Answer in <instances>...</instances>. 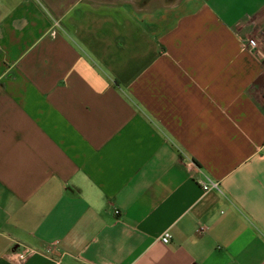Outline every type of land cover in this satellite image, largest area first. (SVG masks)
Listing matches in <instances>:
<instances>
[{
	"label": "crops",
	"instance_id": "1",
	"mask_svg": "<svg viewBox=\"0 0 264 264\" xmlns=\"http://www.w3.org/2000/svg\"><path fill=\"white\" fill-rule=\"evenodd\" d=\"M6 6L0 264H264V0Z\"/></svg>",
	"mask_w": 264,
	"mask_h": 264
},
{
	"label": "built area",
	"instance_id": "2",
	"mask_svg": "<svg viewBox=\"0 0 264 264\" xmlns=\"http://www.w3.org/2000/svg\"><path fill=\"white\" fill-rule=\"evenodd\" d=\"M53 26H58L56 22H53ZM256 42L253 39H249L247 41L246 49L253 53L256 49ZM198 184L200 185L201 189L203 191H208L210 189H216L218 190V184L216 182H213L209 180L208 178L200 179L198 180ZM170 240V234L168 232H165L161 235L160 241L164 244H167ZM56 246L51 245L46 252H40L38 250H35L33 248H30L28 246H23L22 249L15 253L13 252V255L17 258L18 261H24L28 256H31L33 254H39L43 255L50 260V264H62L61 259L58 255H55L56 253Z\"/></svg>",
	"mask_w": 264,
	"mask_h": 264
},
{
	"label": "water",
	"instance_id": "3",
	"mask_svg": "<svg viewBox=\"0 0 264 264\" xmlns=\"http://www.w3.org/2000/svg\"><path fill=\"white\" fill-rule=\"evenodd\" d=\"M95 2H104V3H133L135 0H91Z\"/></svg>",
	"mask_w": 264,
	"mask_h": 264
},
{
	"label": "rangeland",
	"instance_id": "4",
	"mask_svg": "<svg viewBox=\"0 0 264 264\" xmlns=\"http://www.w3.org/2000/svg\"><path fill=\"white\" fill-rule=\"evenodd\" d=\"M13 3L15 0H0V12L6 9L7 3Z\"/></svg>",
	"mask_w": 264,
	"mask_h": 264
}]
</instances>
